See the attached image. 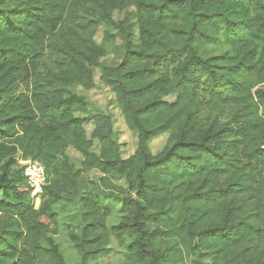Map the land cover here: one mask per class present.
Masks as SVG:
<instances>
[{"label": "trees", "instance_id": "16d2710c", "mask_svg": "<svg viewBox=\"0 0 264 264\" xmlns=\"http://www.w3.org/2000/svg\"><path fill=\"white\" fill-rule=\"evenodd\" d=\"M130 6L139 45L112 19ZM102 23L123 41L116 67L96 60ZM92 66L138 133L129 159L108 115H93L92 139L75 115L87 102L67 88H94ZM263 84L264 0H0V264H67L60 203L79 206L65 225L80 264H99L113 239L121 264H245L264 244ZM168 132L154 156L150 143ZM18 155L46 169L38 208ZM114 196L122 216L109 225Z\"/></svg>", "mask_w": 264, "mask_h": 264}, {"label": "rangeland", "instance_id": "374dc122", "mask_svg": "<svg viewBox=\"0 0 264 264\" xmlns=\"http://www.w3.org/2000/svg\"><path fill=\"white\" fill-rule=\"evenodd\" d=\"M112 19L118 25L130 26L134 31L135 44H140L139 16L135 7L130 6L122 10H114L112 12ZM94 41L95 44L102 50V53L96 59L101 66L116 67L121 64L124 57V49L123 41L118 28L105 23L100 24ZM222 51V48L208 47L204 48L203 54L209 56L218 54ZM91 70L95 83L94 88L86 89L79 84H73L67 88L68 93L80 96L87 102L86 111H78L75 113V115L79 118L87 120L84 127L89 139H92L95 128V124L92 120L93 115L98 113L108 115L112 120L113 129L116 133V139L121 151V155L124 159H129L133 157L137 151L138 133L128 128L125 118L118 107L114 93L102 80V68L92 66ZM262 88L264 89V84L262 85ZM176 98V95H172L167 97L166 100L173 103ZM213 113L211 111V114H208V117H214L215 115H213ZM171 137L172 132H168L164 135L154 138L150 143L152 154L154 156L160 154L169 144ZM91 152L97 155L100 154V145L97 140L93 141ZM68 155L76 167H80L83 161V156L71 147L68 149ZM100 176L101 175L95 171H92L88 174V178L93 180L98 179ZM116 183L122 187H127L124 179L116 180ZM119 199L120 197L114 196V199L112 202H110L113 208L117 207L115 204ZM39 206H36V208ZM63 207L64 204L60 203L59 208H57V210L59 209L57 212L60 226L62 227L65 226L69 218L75 219L79 215V206L77 204L74 203L70 207L65 205V207H67L69 210L68 213H66ZM206 226H208V224ZM57 243L65 256L66 252L70 250V243L64 239V236L59 237ZM70 254L71 253L69 252V255ZM125 254V249L116 243L113 252L108 257L102 258L99 261V264H121L124 260ZM245 264H264V244H261L257 249L252 248L251 257Z\"/></svg>", "mask_w": 264, "mask_h": 264}, {"label": "built area", "instance_id": "2783aa9c", "mask_svg": "<svg viewBox=\"0 0 264 264\" xmlns=\"http://www.w3.org/2000/svg\"><path fill=\"white\" fill-rule=\"evenodd\" d=\"M17 159L29 186L30 194L35 200V205L39 206L47 185L46 169L37 160L25 159L21 155H18Z\"/></svg>", "mask_w": 264, "mask_h": 264}, {"label": "crops", "instance_id": "0c3cea01", "mask_svg": "<svg viewBox=\"0 0 264 264\" xmlns=\"http://www.w3.org/2000/svg\"><path fill=\"white\" fill-rule=\"evenodd\" d=\"M57 208V207H56ZM112 215L111 217L108 219V224L109 225H113V224H117L120 219H121V214L120 212H117L116 208H112ZM66 224H75L73 222H70L69 220H67ZM64 236V239L68 242V238H67V226H60V233L58 236L55 237V240L58 242L59 237ZM111 245L112 248H115L116 242L113 240H111ZM71 245H69L70 250L66 252L65 254V258H66V262L67 264H80V258L78 256V254L76 253L75 250L72 249V247H70ZM69 252L71 253L69 255ZM108 257V256H107Z\"/></svg>", "mask_w": 264, "mask_h": 264}]
</instances>
